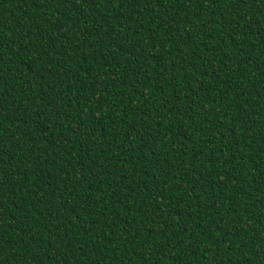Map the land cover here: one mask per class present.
Here are the masks:
<instances>
[{"label": "trees", "instance_id": "1", "mask_svg": "<svg viewBox=\"0 0 264 264\" xmlns=\"http://www.w3.org/2000/svg\"><path fill=\"white\" fill-rule=\"evenodd\" d=\"M0 45V264H264V0H0Z\"/></svg>", "mask_w": 264, "mask_h": 264}, {"label": "snow or ice", "instance_id": "2", "mask_svg": "<svg viewBox=\"0 0 264 264\" xmlns=\"http://www.w3.org/2000/svg\"><path fill=\"white\" fill-rule=\"evenodd\" d=\"M107 2L108 3H111L112 0H107ZM126 2L129 4V6H131L133 4V0H126ZM124 15H126V12L125 11H122L121 16H124ZM0 47H2V45H0ZM73 131H75V129Z\"/></svg>", "mask_w": 264, "mask_h": 264}]
</instances>
